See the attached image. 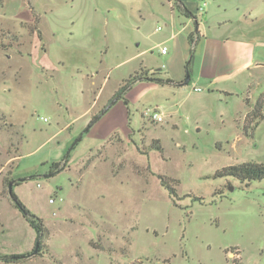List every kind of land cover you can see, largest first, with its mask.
Masks as SVG:
<instances>
[{
  "label": "rangeland",
  "instance_id": "obj_1",
  "mask_svg": "<svg viewBox=\"0 0 264 264\" xmlns=\"http://www.w3.org/2000/svg\"><path fill=\"white\" fill-rule=\"evenodd\" d=\"M174 1L0 0L1 27L18 37L0 47V110L14 125L0 127V264H264V179L216 175L264 163V119L253 136L241 128L245 95L205 98L192 76L182 87L138 80L111 101L135 75L165 69ZM254 26L264 39V15ZM256 78L255 103L264 70ZM149 107L164 121L142 116ZM10 182L48 229L41 253L18 262L2 256L30 254L37 233Z\"/></svg>",
  "mask_w": 264,
  "mask_h": 264
},
{
  "label": "crops",
  "instance_id": "obj_2",
  "mask_svg": "<svg viewBox=\"0 0 264 264\" xmlns=\"http://www.w3.org/2000/svg\"><path fill=\"white\" fill-rule=\"evenodd\" d=\"M206 1L209 3L205 13L199 15L200 21L199 16L193 14L196 7L191 3L187 6L184 1L193 13L185 16L178 12V19L172 14L170 35L166 41L172 42L173 51L167 48V52L162 53L167 56L166 67L158 68V74L155 75L172 81L162 84L155 82L158 85L182 87L181 81L187 74L185 70L190 67V63L185 67V62L190 58L191 79L194 76L196 81L193 91L201 92L200 95L205 98L220 93L234 96L241 92L245 95L246 108H252L255 102L250 94L256 85V73L264 70V49L259 50L264 47V39L255 38L253 33L257 35L258 32L254 20H260L264 11L255 12L253 0ZM260 1L264 3V0ZM175 20L183 24L180 29H176ZM258 27V30L264 31L263 27ZM196 86H202V90H195ZM185 91L182 89L179 94L184 96L187 94Z\"/></svg>",
  "mask_w": 264,
  "mask_h": 264
},
{
  "label": "trees",
  "instance_id": "obj_3",
  "mask_svg": "<svg viewBox=\"0 0 264 264\" xmlns=\"http://www.w3.org/2000/svg\"><path fill=\"white\" fill-rule=\"evenodd\" d=\"M172 7L176 9L180 14H183L185 16H190V14L192 13L182 0H175ZM34 25L36 29H38V25L37 24H34ZM7 33L5 32L4 28L1 27V22H0V47L1 48L13 46V42L7 43L4 41L6 39ZM8 35L11 41L18 39L16 35L9 34V33ZM38 35L41 37V31L39 29H38ZM156 74H158V69L152 73H150L148 70H145L141 74L135 75L129 82H126L118 92H116V94L111 100L112 103L115 104L118 101V99L122 97L123 92H125L128 89V87L131 85V83H133L137 79H151L161 84L172 81L171 79H163V78L157 77L155 76ZM247 101H249V99H247ZM95 117L97 116H94V118ZM263 119H264V93L261 94V97H259L258 101L252 105V108L246 113L244 121L241 123V128H242L244 135L253 136V132L255 131L256 127L260 124V121ZM0 127L5 128L10 131L14 130L13 123L8 121L7 116L1 110H0ZM15 132L18 133L17 131ZM19 142L21 141L19 140ZM159 148H162V146L161 147L159 146ZM17 149L18 148H16V150ZM51 169L54 171L60 170L61 162H54L52 164ZM216 175L233 176L242 182L260 180V179H264V163L256 162V161H248V162H243L240 164H233V165H229V166H226L218 170L216 172ZM162 184L167 189H169L171 194L173 193L174 195H176L174 188L169 184L167 178L162 177ZM11 198L13 199L14 205L20 209V211L22 212L23 216L25 217L27 222L30 224V226L33 229H35L37 233L35 245L37 241L40 242L39 253H41V247L43 244L42 239L45 233L48 232L47 227H45L42 219L38 218L35 214L31 213L30 210L25 207V205L19 199L17 194L14 192V189H13ZM31 256L32 255H30L29 253L28 254H18V255L14 254V255H9V256L8 255L2 256V259L8 262L10 261L18 262L22 259H30ZM134 264H141V263L136 262Z\"/></svg>",
  "mask_w": 264,
  "mask_h": 264
},
{
  "label": "built area",
  "instance_id": "obj_4",
  "mask_svg": "<svg viewBox=\"0 0 264 264\" xmlns=\"http://www.w3.org/2000/svg\"><path fill=\"white\" fill-rule=\"evenodd\" d=\"M207 5V2L205 1L202 5H200V11L203 12L205 10V6ZM160 28V27H159ZM162 53H166L167 52V47L164 46L161 49ZM195 90H202V88L200 86H196ZM143 116L148 117L149 119L155 121V122H162L165 119L164 113L163 111H161L158 107H149L145 110V112L143 113ZM47 118H45L46 120ZM60 200H63V198L61 197ZM50 202L54 203L55 199L51 198Z\"/></svg>",
  "mask_w": 264,
  "mask_h": 264
},
{
  "label": "water",
  "instance_id": "obj_5",
  "mask_svg": "<svg viewBox=\"0 0 264 264\" xmlns=\"http://www.w3.org/2000/svg\"><path fill=\"white\" fill-rule=\"evenodd\" d=\"M198 29V24H196V30ZM190 79H191V74H190V72H188L187 73V76H186V79L183 81V82H181V84L182 85H185V84H188L189 82H190ZM104 113V112H103ZM103 113H101L99 116H97V117H95V118H93L92 120H91V122L88 124V126H87V128L84 130V132L80 135V137L74 142V144L72 145V147H71V149L69 150V152H68V155L70 154V151L79 143V141H81V139L83 138V136H84V133L85 132H87V131H89L90 130V128L95 124V122L97 121V119L103 114ZM13 185H14V183L13 182H11L10 184H9V194H10V196L12 195V193H13ZM39 248H40V242L39 241H37V243H36V245H35V248H34V250L30 253V255H35L38 251H39Z\"/></svg>",
  "mask_w": 264,
  "mask_h": 264
}]
</instances>
